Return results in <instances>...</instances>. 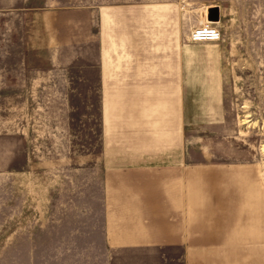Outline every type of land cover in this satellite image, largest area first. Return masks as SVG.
Instances as JSON below:
<instances>
[{
    "label": "rangeland",
    "instance_id": "374dc122",
    "mask_svg": "<svg viewBox=\"0 0 264 264\" xmlns=\"http://www.w3.org/2000/svg\"><path fill=\"white\" fill-rule=\"evenodd\" d=\"M98 1L0 0V264L104 260L97 20L84 9ZM204 1L219 21L179 3V41L206 20L222 32L226 119L191 139L259 161L264 185V0Z\"/></svg>",
    "mask_w": 264,
    "mask_h": 264
},
{
    "label": "crops",
    "instance_id": "0c3cea01",
    "mask_svg": "<svg viewBox=\"0 0 264 264\" xmlns=\"http://www.w3.org/2000/svg\"><path fill=\"white\" fill-rule=\"evenodd\" d=\"M192 1L84 8L97 20L101 264H264L259 161L220 160L191 139L226 119L220 48L179 41L180 5Z\"/></svg>",
    "mask_w": 264,
    "mask_h": 264
},
{
    "label": "built area",
    "instance_id": "2783aa9c",
    "mask_svg": "<svg viewBox=\"0 0 264 264\" xmlns=\"http://www.w3.org/2000/svg\"><path fill=\"white\" fill-rule=\"evenodd\" d=\"M190 33L193 42H219L222 39V32L208 20L195 26Z\"/></svg>",
    "mask_w": 264,
    "mask_h": 264
},
{
    "label": "water",
    "instance_id": "95a60500",
    "mask_svg": "<svg viewBox=\"0 0 264 264\" xmlns=\"http://www.w3.org/2000/svg\"><path fill=\"white\" fill-rule=\"evenodd\" d=\"M207 17H209V20L212 21H219L220 17H219V10L217 7H211L208 9V15Z\"/></svg>",
    "mask_w": 264,
    "mask_h": 264
},
{
    "label": "bare ground",
    "instance_id": "6f19581e",
    "mask_svg": "<svg viewBox=\"0 0 264 264\" xmlns=\"http://www.w3.org/2000/svg\"><path fill=\"white\" fill-rule=\"evenodd\" d=\"M209 21V20H208ZM209 22H211V21H209ZM212 24H213V22H211ZM262 150H263V153H264V145H263V147H262Z\"/></svg>",
    "mask_w": 264,
    "mask_h": 264
}]
</instances>
